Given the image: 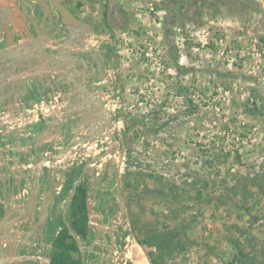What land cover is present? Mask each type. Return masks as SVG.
<instances>
[{"label":"rangeland","instance_id":"obj_1","mask_svg":"<svg viewBox=\"0 0 264 264\" xmlns=\"http://www.w3.org/2000/svg\"><path fill=\"white\" fill-rule=\"evenodd\" d=\"M60 1L101 39L118 129L92 264H264V0Z\"/></svg>","mask_w":264,"mask_h":264},{"label":"crops","instance_id":"obj_2","mask_svg":"<svg viewBox=\"0 0 264 264\" xmlns=\"http://www.w3.org/2000/svg\"><path fill=\"white\" fill-rule=\"evenodd\" d=\"M10 3L11 2L8 0H0V4L9 5ZM15 10L16 11L13 13V27L9 29V31L7 30L5 37H3L2 39V45L4 49L9 52L21 53V49H19L20 45L26 44L27 48H31V45H33V37L35 36V33L27 23L25 24L24 16L18 11V9L15 8ZM42 40L39 41L36 45L37 47L41 45L47 52V50L52 47V40L49 37L48 39L45 38L44 41ZM86 42L98 48L99 45L96 44L101 42V39L100 37L94 36V33H92L89 34ZM46 61L44 62L46 68L44 69L42 81L36 82V85H34L35 80L38 79H33L29 83L30 87L26 88V90L23 92L20 90V88H14V85H11V88L6 94H0V103H2L0 106L13 112L14 108L17 107L16 104L18 105V103L20 104V106L25 108L31 106L33 103L38 102L41 98L45 97L49 88V75L47 73H49L48 69L50 68ZM52 66L57 67L58 63L54 62ZM7 67L8 64L1 65L0 71L6 70ZM38 72L41 73V71H39V68L37 67V64H35L34 62H32V64L28 63L24 66V69L22 71H16L9 78H4L5 83L13 84L14 81L23 82V79L25 80L28 77H32ZM43 85H45V87ZM15 96L18 98L17 102L13 101L15 99ZM75 96H77V94ZM92 96L95 97L94 94ZM75 105L76 104L74 103L70 104V106L65 104L64 111L67 114L65 122H68V117L75 111ZM98 113L100 114V112ZM88 118L97 119L98 116H93L91 114L88 115ZM73 120L74 118L71 119V121ZM93 122L95 123V121ZM60 128L61 126L59 125L54 126L53 123H48L46 120H42L32 128H30V132L28 133V135H18L13 132L8 134L6 138L2 140V149L0 151V172L4 171V173H1L0 176L2 177V180H4L5 185L2 187L0 183V218L4 214L6 216L11 214V212H6L8 206L13 208V211H16L26 201L31 189V182L34 180V175L40 172V161L42 160L46 149L49 147L52 148L53 146H64L67 138L70 139V136L71 139H73L72 135L67 134V138L65 140V138L61 135V132L59 130ZM85 133L86 130L84 129V126H78V135H88V133ZM1 168L3 169V171L1 170ZM105 175L106 172L102 174V178H95L93 177L92 172L88 170L85 165L81 168L79 166L73 169L66 170L63 168H44V174L40 175L39 199L42 200L47 196L45 205L48 212L45 221L43 224H41L38 230L32 233L29 239L20 246L17 251L16 257L8 258L5 261L8 264H31L32 260H37V258H39L41 264L42 262H44L45 264L50 262V257L53 252V243L56 238L55 236L58 234L62 227L67 229V226H69L70 201L78 185L85 186L87 191L86 197L87 194L90 193V190L93 191L95 197L93 198L94 200L91 210L88 209L87 203L85 202L87 211L86 213L88 214L89 218V215L95 212L96 221H101L102 223L98 222V224L97 222H93V225L95 226L94 228L99 231V236H104L105 232L102 225L103 221L105 220L103 217H105V213L107 214L108 212L107 210L105 211V209H103V212L100 214L101 207L99 208L98 206H100L99 202L103 199L101 198V190H96V187L99 186L97 185L98 179H104L106 183L108 182L110 176L108 177ZM19 187L20 192L16 194L14 203H9L10 199L8 197H6V199L2 201L1 194L3 189H7V194H9V190H14L15 192ZM107 197L108 196H106V198ZM41 212V207L38 206L36 208L34 218L39 219L42 215ZM3 223H5V221ZM10 223L12 224V231H16L17 237L25 236L32 226L31 221H29V219L24 215H21L18 220L13 219V221ZM86 223L88 225V221H86ZM16 225H19L16 227L17 229L15 228ZM65 241L66 243L70 242L69 239Z\"/></svg>","mask_w":264,"mask_h":264},{"label":"water","instance_id":"obj_3","mask_svg":"<svg viewBox=\"0 0 264 264\" xmlns=\"http://www.w3.org/2000/svg\"><path fill=\"white\" fill-rule=\"evenodd\" d=\"M26 0H20V7L17 8L18 11L24 15V17H27L28 20L31 23V26L34 29L35 36L33 37V45H31V48H27L26 44H21L19 49H21V53H15V52H9L4 47H1V42L3 37H5L7 30L11 29L13 27L14 18L13 13L16 11L14 4H0V66L8 64V67L6 70L0 71V94H6L9 89L11 88V85H14V88L17 87L18 89L23 92L26 90V88H29V83L33 79L35 80L34 85H36V82L43 80V74L46 61L47 64L50 66L49 73L50 74L52 68L51 65L53 62L57 61L59 64H63V68H65V72L70 73L71 75L66 76L64 79H60L62 82L66 81V84H71L72 87L75 89H78L81 93L80 99H79V106L75 107V109H81L85 113L82 114V119L86 120L88 114H92L93 116H98L96 119H92L95 121L96 126L88 133V137H94L96 135H100L103 133V129L111 128L112 127V121L110 119V114L108 110L103 106L102 103V92L98 89L95 92L96 98L92 101V104L89 102V99L91 98V94L94 92V88L91 87L90 90L86 88V78L88 75H84V77H80L78 75L77 71L78 67L81 65L84 70H87V67L93 66L92 64H89L90 61L88 59V55L90 53H96L97 49L92 47L88 43H84L80 39L86 40V35L79 34L80 31L87 32L91 29L88 24L85 22L79 20L78 18L74 17L72 14L69 13V11L58 1V0H31L35 3L40 4L44 7L45 12L48 10V6L46 2H49L58 12L63 24L66 26L67 29V39L63 41V44L57 48L54 53H48L45 51V49L40 45L37 47V43L39 41H44V39H48L49 35H47V32L44 30H39L37 28V25L35 24V20L26 12ZM44 20V18H42ZM25 21V19H24ZM43 34V35H42ZM70 48V49H69ZM86 56V59H84ZM90 57H93L92 55ZM34 62L37 64V67L39 68V71L41 73H36L32 77H28L27 79H23L22 81H14L12 83H5V79L9 78L13 73L16 71H22L24 69V66L26 64H32ZM61 68V67H60ZM40 74V75H39ZM73 74V75H72ZM76 74V76H75ZM47 75V76H48ZM77 77V78H76ZM5 78V79H4ZM40 79V80H39ZM78 79L80 81H78ZM21 86V87H20ZM92 91V93H91ZM94 92V93H95ZM17 97L15 96L14 102H17ZM68 104L74 103V100H67ZM2 103H0L1 105ZM81 105L83 107H81ZM79 109V110H80ZM78 111V110H77ZM100 112V114L98 113ZM98 113V114H97ZM100 115V116H99ZM103 117V119H102ZM90 120V119H89ZM42 159L41 161H43ZM3 171V169L1 168ZM9 170V169H7ZM4 173L3 172H0ZM44 174V168L40 167V172L36 173L34 175V180L31 182V189L29 191L28 197L26 201L21 205L18 210H12L10 206L6 209V212H11L9 215H2L0 218V264H8L5 260L11 257H16L17 251L20 248L23 243L29 239L30 235L38 230V228L41 226V224L44 223L46 215H47V207L45 205L46 203V197H44L42 200L39 199V193H40V175ZM116 182L118 186V179L116 177ZM0 183L2 187L5 185L4 180H2V177L0 176ZM75 187V186H74ZM3 189V188H2ZM20 192V187L14 192V190L10 191L9 194H7V189L2 190L1 198L2 201L8 197L9 203H14L16 194ZM72 195V193H71ZM40 206L41 207V217L39 219H35L34 215L36 213V208ZM88 209L91 210V207L89 204L87 205ZM21 215H24L31 221V228L28 230V233H26L23 237H17L16 231H12V224L10 222L13 221V219H19ZM5 221V223H3ZM19 226L16 225L15 228ZM17 229V228H16ZM67 229L69 231V234L75 242L77 243L78 247L82 248V241L79 239V237L76 236V234L67 226ZM113 247V246H112Z\"/></svg>","mask_w":264,"mask_h":264},{"label":"built area","instance_id":"obj_4","mask_svg":"<svg viewBox=\"0 0 264 264\" xmlns=\"http://www.w3.org/2000/svg\"><path fill=\"white\" fill-rule=\"evenodd\" d=\"M64 104L61 94L51 93L29 107L24 108L19 103L18 105L16 104L17 107H15L16 109L14 108L13 112L0 106V151L2 149V140L8 134L14 132L18 135H28L30 128L42 120L53 123L54 126H61L59 130L66 140L67 122H65V119L67 114L64 111ZM118 124L116 123V125ZM85 130V134H87L92 128L89 127V129L87 128ZM117 131L118 129L115 130V126H113L108 131V134L82 139L79 137H73L71 139L69 137L70 139L67 138L64 146L47 148L42 158L44 160L40 161V164L43 168H63L65 170L85 165L92 172L93 177L99 178L103 174L102 171L106 172L105 176L109 177L111 169L109 166L107 168V163L113 160V152L111 151L115 149V132ZM94 197L93 191L90 190V193L86 197V203L91 208ZM91 214L89 215L88 225H93V222H97L95 212ZM102 227L104 232L109 231L111 233L110 222L109 224H103Z\"/></svg>","mask_w":264,"mask_h":264},{"label":"flooded vegetation","instance_id":"obj_5","mask_svg":"<svg viewBox=\"0 0 264 264\" xmlns=\"http://www.w3.org/2000/svg\"><path fill=\"white\" fill-rule=\"evenodd\" d=\"M8 1L11 2L10 4L13 3L15 5V8H19L21 5L20 0H8ZM58 1L69 11L70 14H72L74 17L81 20L79 17H77L74 14L73 10L69 6H67L63 1H60V0H58ZM25 2H26V12L35 20V24L37 25V28L40 31L41 30L46 31L47 35H49V38L52 40V47L49 48L47 50V52L48 53H54V51L63 44V41H65V39H67L66 38L67 37L66 26L63 24L57 10L49 2H46L47 6L49 7L47 12H45L44 7L38 3H35L31 0H26ZM42 18H44V20H42ZM24 19H25V21H24L25 24L27 23L30 26V28L34 31L33 27L31 26L30 21L28 20V18L24 17ZM81 21L85 22L86 24H88V26L91 27V29L89 31H87V32L80 31L81 33H79V34L85 33L86 40H84V39H80V40L83 41L84 43H88L86 41L88 39L89 34L94 33V27H93V25H90V23L88 21H85V20H81ZM1 47H3L2 42H1ZM92 47H94V46H92ZM94 48H96V47H94ZM96 49H97L96 53H90L88 55V59L90 61L89 64H92L93 66L87 67V70H84V68L80 65L78 67V70H77L79 72H77V73L80 77H82V76L84 77V75H88V77L86 78V88L87 89L90 90V88L93 87L94 92L98 89L102 92V91L107 90V88H108V85H106L105 80H107L108 83L110 82L109 79H107V77H106L107 75L105 72V70L108 67V65H107L108 59L99 47ZM91 55L93 57H90ZM86 56L87 55L85 54L84 59H86ZM55 62L58 63L57 61H55ZM52 65H51L52 70H51L49 77H48V79H49L48 87L50 89L48 88V92H47L46 96L48 94H51V93L61 94L63 102L69 106H70V104L67 103V100H69V99L74 100V104H76L74 106V109H75L76 106L77 107L79 106L78 102H79L81 93L78 89H75L74 87H72L71 84H66L65 83L66 81H64V82L61 81L62 79L66 78V76L71 75L70 73H72V72L66 73L65 68H63V66H62L63 64L58 63L57 67H53ZM75 76H76V74H75ZM78 81H80V80L78 79ZM43 86L45 87V85H43ZM94 92H93V94L95 95V97H93L92 96L93 94H91V98L89 99V102L91 104H92V101L94 100V98L97 97L96 96L97 92H95V93ZM91 93H92V91H91ZM76 94H77V96H75ZM76 99L78 100V102ZM102 103H103V101H102ZM65 104H64V107H65ZM103 106L105 107L104 103H103ZM81 107H83V106L81 105ZM79 109H75V111L72 114H70V116L68 117V122L66 123V133L72 135L74 138L79 137L80 139H82V138L88 137V135H86V136L78 135V126L83 125L84 129H87L88 127H92V129H93L96 126V123H92L93 118L92 119L90 118V120H89L88 115H90V114L87 115V117L85 118L86 120H83L81 115L84 114L85 112L82 111L81 109L80 110ZM109 114H110V112H109ZM109 116H110V119L112 121L111 114ZM73 118H74V120L71 121V119H73ZM112 124H113V121H112ZM71 126H73V127H71ZM100 135H102V133ZM91 137H88V138H91ZM104 213H105V211H104ZM103 214H102V216H103ZM86 216H87V219L89 220L88 214ZM104 216L105 217H103V218L106 221L105 223H107L108 222V215L105 213ZM91 226H93V225H89V226L87 225L88 234H90V232L92 233V231H93ZM64 229L65 228L62 227L55 237L56 238L59 237L60 234H62ZM107 233L108 234L105 236V239L107 238L108 241L106 240V242L110 243L108 248H112V250H113V247L115 245V239L112 238L113 237L112 233H109V232H107ZM67 234H69L68 230H67ZM56 238H55V240H56ZM72 239H73V237H72ZM79 239L82 241V249H80L76 243L77 250L75 252L78 253V256H79L77 261L79 262V264H92L91 256L95 250V246L93 245L94 242L92 243V246H90L91 243H89L90 240H89L88 235L86 237H82V238L79 237ZM55 240H54V242H55ZM66 240H68V239H66ZM113 240H114V242H113ZM94 241H95V239H94ZM75 252L71 251L70 255L72 256ZM100 252L102 253V250H100ZM108 252H110L109 249H107V253L105 254V257H104L105 261H106V255L107 256L109 255ZM111 253H113V252H110V254ZM37 260H32L31 264H41L39 261V258H37ZM109 260H110V257H109ZM49 263L50 262H48L47 264H49ZM42 264H45V263L42 262Z\"/></svg>","mask_w":264,"mask_h":264},{"label":"trees","instance_id":"obj_6","mask_svg":"<svg viewBox=\"0 0 264 264\" xmlns=\"http://www.w3.org/2000/svg\"><path fill=\"white\" fill-rule=\"evenodd\" d=\"M86 188L84 185H78L75 193L71 197L70 201V219H69V227L78 237H86L88 235L87 231V214H86ZM66 239H69L70 242L66 243ZM148 240L139 241L140 244H144ZM149 246H153L152 243H149ZM157 247L156 250L160 252V247L158 244L155 245ZM76 242L72 239V237L67 234V230L64 229L63 235H60L56 238L53 243V252L50 257L49 264H79L78 261H74L71 258L70 252L76 251ZM157 252V253H158ZM149 260L151 264H157L155 262L157 255L154 257V253L149 252L148 254ZM162 257V256H161ZM163 258V257H162ZM160 261L162 262L161 258ZM163 263V262H162Z\"/></svg>","mask_w":264,"mask_h":264},{"label":"bare ground","instance_id":"obj_7","mask_svg":"<svg viewBox=\"0 0 264 264\" xmlns=\"http://www.w3.org/2000/svg\"><path fill=\"white\" fill-rule=\"evenodd\" d=\"M102 119H103V117H102ZM108 129H110V128L103 129V133H102V134H108V131H109ZM141 258H142V257H141ZM141 258H140V259H141ZM140 259H139V260H140ZM141 260H142V259H141ZM141 260H140V261H141Z\"/></svg>","mask_w":264,"mask_h":264}]
</instances>
